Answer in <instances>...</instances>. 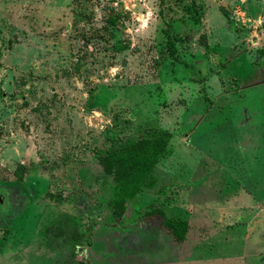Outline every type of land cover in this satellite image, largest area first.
<instances>
[{"label": "rangeland", "instance_id": "1", "mask_svg": "<svg viewBox=\"0 0 264 264\" xmlns=\"http://www.w3.org/2000/svg\"><path fill=\"white\" fill-rule=\"evenodd\" d=\"M0 202V264H264V0H0Z\"/></svg>", "mask_w": 264, "mask_h": 264}, {"label": "trees", "instance_id": "2", "mask_svg": "<svg viewBox=\"0 0 264 264\" xmlns=\"http://www.w3.org/2000/svg\"><path fill=\"white\" fill-rule=\"evenodd\" d=\"M175 51V48H173ZM164 146V145H162ZM164 148H161V150H163ZM157 160L155 158H150L148 155L146 154H141V155H137L134 158L133 163L136 164V169L137 174L135 176V180L133 181V177L131 178V174L129 177V183L132 180V186H133V182H134V186H137V181L143 182L146 184V186L148 187H152L154 184L153 181V169L155 168V164H156ZM149 180V181H147ZM140 184V183H139ZM138 184V185H139ZM137 189V188H136ZM131 195V194H128ZM5 208V207H4ZM4 209H2V204L0 202V213H4L5 215H7L4 211ZM153 212V213H152ZM156 214V216L158 215L161 218V226L162 228L166 231L167 236L174 238V236H176L178 239H176L177 242H179L178 240L182 239V236H178L175 235L177 232H179L180 229H182V226H178V222H176L173 218H171L167 212L161 208L158 205H153L152 208L151 206L149 207H144L143 211L140 214L141 218H146L147 216H149L150 214ZM155 220V219H153ZM76 254L80 255L79 252H76ZM79 264H89L88 263V259L86 258L85 262L80 261Z\"/></svg>", "mask_w": 264, "mask_h": 264}]
</instances>
